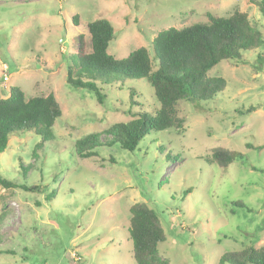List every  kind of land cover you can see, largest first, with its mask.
Listing matches in <instances>:
<instances>
[{"label": "rangeland", "instance_id": "rangeland-1", "mask_svg": "<svg viewBox=\"0 0 264 264\" xmlns=\"http://www.w3.org/2000/svg\"><path fill=\"white\" fill-rule=\"evenodd\" d=\"M255 1L0 0V97L12 85L26 98L52 92L62 111L52 140L11 135L0 153L2 177L39 187L0 185V264H135L128 232L135 202L158 214L165 240L157 251L169 264H218L225 252L264 245V41L243 52V63L222 60L208 71L225 81L212 99L177 102L181 130L151 131L133 151L102 145L87 159L74 147L93 133L108 143L114 124L139 107L152 111L150 85L124 79L141 105L131 109L119 81L90 75L104 93L98 102L66 80L80 36L90 51L87 23L96 18L112 24L107 52L120 59L149 50L160 30L237 10L264 37ZM218 147L234 153L226 166L205 160Z\"/></svg>", "mask_w": 264, "mask_h": 264}, {"label": "trees", "instance_id": "trees-1", "mask_svg": "<svg viewBox=\"0 0 264 264\" xmlns=\"http://www.w3.org/2000/svg\"><path fill=\"white\" fill-rule=\"evenodd\" d=\"M255 2L264 16V0ZM76 18L77 15L72 17L75 23ZM87 29L90 51H85L83 36H80L76 52L69 55L67 83L93 91L98 102H102V87L89 76L98 74L106 76L103 80L110 79L111 83L119 81V88L128 91V105L132 109L141 105L135 99V88H126L124 79L144 80L152 88L156 102L152 111L139 107L131 113L130 120L114 124L108 132L111 135L108 143L100 142L95 133L77 140L75 154L87 159L96 156V148L102 145L118 144L133 151L151 131L181 130L184 119L177 115V102L212 99L223 89L225 81L221 77H210L208 71L222 60L243 63V52L261 46L264 41L263 35L252 29L247 14L238 10L227 17L210 15L207 22L160 30L149 50L139 47L120 59L107 52L114 36V28L107 19L96 18L87 23ZM252 110L254 107L250 106L248 112ZM61 115L60 104L52 92L26 98L21 88L9 86L8 95L0 97V153L6 149L11 135L33 132L40 137V142L52 140V127ZM233 159L234 153L220 147L213 148L205 157L207 162L219 166H226ZM110 160H114L113 157ZM22 169L21 175H24L25 168ZM0 185L28 191L39 188L18 184L1 175ZM129 212L128 232L135 264H169L157 251L158 244L165 240L158 214L142 202L133 203ZM2 217L0 213V221ZM218 264H264V245L225 252Z\"/></svg>", "mask_w": 264, "mask_h": 264}]
</instances>
